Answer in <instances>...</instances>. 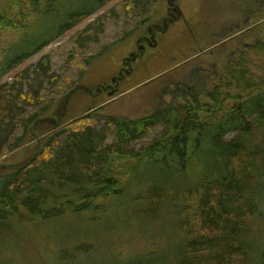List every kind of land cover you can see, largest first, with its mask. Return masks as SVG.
I'll return each mask as SVG.
<instances>
[{
	"label": "trees",
	"instance_id": "16d2710c",
	"mask_svg": "<svg viewBox=\"0 0 264 264\" xmlns=\"http://www.w3.org/2000/svg\"><path fill=\"white\" fill-rule=\"evenodd\" d=\"M111 1L0 0L1 165L20 149L25 130L33 124L31 134L40 114L49 112L53 101L47 102L44 86L55 81L47 58L10 84L4 79ZM262 6L264 12V0ZM96 37L87 36L88 44L97 43ZM82 38L78 43L84 48ZM245 56L234 65L227 59L218 71L217 65L212 71L200 67L188 81H177L147 117L118 120L93 114L48 128L24 168L0 171V233L17 237L28 224L88 214V223L96 224L93 220L106 218L110 210L117 209L124 219L140 209L145 217L136 216L139 225L166 216L167 226L178 231L174 264H191L187 260L194 252H221L240 238L245 253V220L257 211L255 195L264 179V77L249 72ZM20 128L24 132L17 135ZM240 201L244 210L235 208ZM128 223L125 219L123 227ZM165 259L152 253L137 264Z\"/></svg>",
	"mask_w": 264,
	"mask_h": 264
},
{
	"label": "rangeland",
	"instance_id": "374dc122",
	"mask_svg": "<svg viewBox=\"0 0 264 264\" xmlns=\"http://www.w3.org/2000/svg\"><path fill=\"white\" fill-rule=\"evenodd\" d=\"M262 5L263 0H112L4 79L10 84L21 71L47 58L44 60L49 61L55 81L49 88L44 86L47 102L53 101L49 112L40 114L42 119L31 129V134L29 129L33 124L28 133L25 130V140L20 149L1 162L15 166L29 158L36 142L59 120L61 126L67 121L76 122L93 114L102 119L112 117L118 120L147 117L156 111L161 94L165 100L170 86L177 81H188L189 77L198 74L200 67L212 71L217 65L218 71L227 59L234 65L236 60H241L239 57L243 53L250 58L245 67L256 77L263 78ZM174 8L177 9L175 14L172 12ZM169 16L175 18L158 38V47L141 56L140 64H133V70L123 77L118 91L111 96H94L97 86L109 83L117 76L124 58L134 50L138 54L135 49L138 36L147 32L155 22ZM92 34L97 35V43L89 45L86 37ZM80 36H83L84 48L79 46ZM192 49L189 53L196 52L195 55L185 60L189 54L187 51ZM27 113L30 114L28 110ZM23 132L20 128L16 134ZM233 136L231 134L227 138L232 139ZM263 188H259L255 195V215L245 220L249 226L245 253L240 252L243 248L240 238L238 243L230 242L231 246L221 252L215 253L213 249L210 253L205 250L194 252L187 263L262 264L264 251L259 254L257 251L264 249ZM243 202L240 201L235 208L244 210ZM133 212L129 217L123 214V219L117 209L110 210L106 218L102 215L107 223L102 217L93 220L96 224L88 223L91 219V214H88L84 218L68 217L39 223L35 227L28 224L17 237L4 230L0 233V264H133L136 261L137 264L152 253L158 260L166 259L163 262L152 261L151 264H174L179 259L176 252L178 231L167 226L166 216H161L160 222L147 226L141 222L139 225L136 216L144 218L145 212L140 209ZM99 219L101 222L97 223ZM125 219L129 222L127 227H123ZM170 222H173L171 225L177 223L172 219ZM78 246H83L84 251L76 252ZM62 254H65L64 262L58 263L56 260ZM197 255L203 257L204 262L197 259Z\"/></svg>",
	"mask_w": 264,
	"mask_h": 264
},
{
	"label": "flooded vegetation",
	"instance_id": "af4514ba",
	"mask_svg": "<svg viewBox=\"0 0 264 264\" xmlns=\"http://www.w3.org/2000/svg\"><path fill=\"white\" fill-rule=\"evenodd\" d=\"M172 12L175 14L177 9H172ZM170 18H162L161 20L152 24L150 28L147 29V32L142 33L138 36L135 41V49L137 52H132L128 57L122 60V69L118 71L117 76L113 77L109 83H105L102 86H97L95 95L109 94L111 91L117 92L120 86V82L124 76L129 75V72L133 70V64H140L142 59L139 61L141 56H144L148 50L156 49L158 46V38L164 34L165 25L167 26L168 22H172L175 17L169 16ZM133 56V57H132ZM115 80V81H114Z\"/></svg>",
	"mask_w": 264,
	"mask_h": 264
},
{
	"label": "water",
	"instance_id": "95a60500",
	"mask_svg": "<svg viewBox=\"0 0 264 264\" xmlns=\"http://www.w3.org/2000/svg\"><path fill=\"white\" fill-rule=\"evenodd\" d=\"M168 24H170V22H168ZM168 24H167V26H168ZM167 26L165 25V30H164V33H165V31H166V28H167ZM133 57V56H132ZM123 80V79H122ZM121 80V81H122ZM115 81V80H114ZM113 93H116L115 91H111L109 94H108V96H111V95H113ZM60 120H59V122L58 123H55V127H59L60 125ZM40 123V122H39ZM38 143H39V141H37ZM36 154H34L33 156H31L28 160H26L23 164H21V165H6V164H2V165H0V171L2 170V169H21V168H24L30 161H31V159H32V157H34Z\"/></svg>",
	"mask_w": 264,
	"mask_h": 264
},
{
	"label": "bare ground",
	"instance_id": "6f19581e",
	"mask_svg": "<svg viewBox=\"0 0 264 264\" xmlns=\"http://www.w3.org/2000/svg\"><path fill=\"white\" fill-rule=\"evenodd\" d=\"M40 141V140H39ZM38 143V142H37ZM34 159V158H33Z\"/></svg>",
	"mask_w": 264,
	"mask_h": 264
}]
</instances>
